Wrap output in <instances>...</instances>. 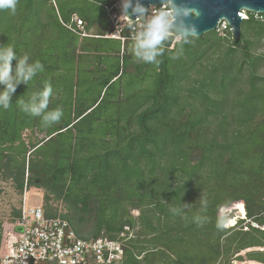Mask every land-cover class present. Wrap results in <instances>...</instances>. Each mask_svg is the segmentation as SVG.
Segmentation results:
<instances>
[{"label":"trees","instance_id":"16d2710c","mask_svg":"<svg viewBox=\"0 0 264 264\" xmlns=\"http://www.w3.org/2000/svg\"><path fill=\"white\" fill-rule=\"evenodd\" d=\"M72 1L60 0L57 9L51 0H19L15 15L0 12V46L43 65L17 87L11 106L0 108V180H12L20 193L44 189L45 215L69 220L81 237L115 239L128 228L134 236L123 240L117 264H242L247 249V259L262 254L264 264V230H244L243 219L226 227L235 211L218 215L243 199L247 216L264 225V74L257 70L264 54L241 49L249 32L242 30L239 42L216 30L178 41L168 34L148 63L137 55L139 40L107 36L111 0H77L62 13L60 2ZM74 14L91 36L79 38L63 25L61 18L71 22ZM247 21L264 39V22L252 13ZM246 67L250 89L231 97ZM78 68L92 80L103 74V91L91 103H82L88 78ZM125 76L132 89L108 96ZM46 84L53 88L49 110H63L50 126L17 103ZM55 200L69 211L59 213ZM19 216L15 209V222ZM7 243L0 232V257Z\"/></svg>","mask_w":264,"mask_h":264},{"label":"built area","instance_id":"2783aa9c","mask_svg":"<svg viewBox=\"0 0 264 264\" xmlns=\"http://www.w3.org/2000/svg\"><path fill=\"white\" fill-rule=\"evenodd\" d=\"M51 1L57 8L60 0ZM125 2L127 0H111V4L107 7L113 27L112 32L107 36L119 39L123 44L126 39L139 40L149 23L160 12L173 11L170 2H163L159 5H151L143 15L130 20L124 14ZM241 15L244 20L249 19L250 16L246 10H242ZM252 15L256 20L264 22V13L252 12ZM173 20L171 15V21ZM61 21L79 38L92 35L87 30L85 21L77 14L72 16L71 22H66L62 18ZM215 30L223 37H233V28L227 20L220 21ZM173 33L169 29V34ZM19 210L20 216L14 226L17 238L11 240L8 236L7 249L1 254L0 264H39L46 261H56L59 264H117L124 257L123 240L134 236L133 232L128 233L127 228L115 239L107 237L104 233L87 239L78 235L69 220L46 216L41 207L29 205L25 200ZM222 211L223 215L235 211V216L225 223L226 227L237 228L238 220L243 219L241 226L244 230H249L251 227L264 230V225L247 216L244 202ZM258 249L264 252V247Z\"/></svg>","mask_w":264,"mask_h":264},{"label":"clouds","instance_id":"9594fccd","mask_svg":"<svg viewBox=\"0 0 264 264\" xmlns=\"http://www.w3.org/2000/svg\"><path fill=\"white\" fill-rule=\"evenodd\" d=\"M19 0H0V12L6 11L12 15L17 13ZM130 6L129 2L123 4L126 10ZM134 11H143L142 8H136ZM170 11H162L156 15L147 26L144 33L141 34L138 43L137 55L145 62L155 61L158 55V46L166 39L171 27ZM17 63L13 67L12 61ZM43 71V65L39 61L30 62L28 55L17 58L13 47L0 46V108L8 109L11 106L12 98L19 85H28L30 81ZM53 96V88L46 84L42 91L35 92L30 99L25 102L23 99L17 101L20 109L32 116L40 117L45 126L60 121L63 116V110L56 108L49 110L50 99ZM173 214H179L181 209L172 208ZM218 228L223 227V223H218Z\"/></svg>","mask_w":264,"mask_h":264},{"label":"rangeland","instance_id":"374dc122","mask_svg":"<svg viewBox=\"0 0 264 264\" xmlns=\"http://www.w3.org/2000/svg\"><path fill=\"white\" fill-rule=\"evenodd\" d=\"M76 1L77 0L72 1V2H60L59 6L62 10V13H67V11H69L70 9L77 7L78 5ZM248 13L251 14V12H248ZM249 23L250 22L248 21L242 23V30L244 31V33L246 32L247 33L249 32V33L245 37H243V40H242L243 44L240 47L241 49L243 48L242 50L248 49L250 52L253 51L257 55L264 54V39L259 40V38L255 36V30L249 27L248 25ZM179 39L180 37H177L176 41H178ZM247 39H249V41L252 43L251 44L252 46H249ZM237 56L239 58L243 57V53L241 52V50L237 52ZM115 60H116L115 58L110 59V61L113 63L115 62ZM78 70H80L79 72H81L80 77L82 79L88 78L87 80H85V84H81L80 86L81 91L84 93L86 92L85 94L88 96L86 99L82 100V103H86V102L91 103L92 100H95L96 98H98L103 91V87L101 84L103 80V74L99 75L100 76L99 78L101 79V81L92 80V79H89L90 77H88L87 75H86L87 77L85 75H82V72L87 73L85 72L84 69L78 68ZM257 70L260 74H264V58H262L260 63L258 64ZM250 75H251V68L246 67L243 70V72L239 75L236 84L232 85L231 91H230L231 97L235 95L238 96L239 91L241 89H244L245 92L250 89V83H249ZM65 79L66 78L64 77V80ZM131 81L132 79L130 76H125L124 78H122L121 81H118L115 84H113V86L110 88L108 92V96L111 93L117 94L119 89L131 90L132 88L129 85ZM85 86L89 87L88 90H85L86 88ZM139 86H141V83L137 84L136 87H139ZM248 95L249 94L245 95V97L244 96L240 97V104L243 102H246V103L248 102V98H247ZM110 114H112V110L105 113L104 116H108ZM29 132L30 131H27V133ZM24 136L27 137L29 135H24ZM35 136L36 138L39 139V138H42L44 134L38 133ZM0 189H1V193H0V232L8 234L11 240H15L17 238V232H16V229L14 228L16 224L15 219L13 217L14 210L20 209L24 200L29 205H32L34 207H41L43 209V205L47 204L45 200L46 191L44 189L30 187L28 190L24 189L23 193H20L14 186V183L12 180H3V179L0 180ZM50 202L55 208H57L59 213H66L69 211L66 203H64L62 200H55V201H50ZM240 202H244V200L240 199V200L234 201L231 203L229 207L232 208L236 206L237 203H240ZM222 209H225V208H222ZM222 209L218 213L219 216L223 215ZM139 213L140 211L138 209L132 210V214L135 216L139 215ZM250 249L256 250L257 248L252 247ZM247 251H249V249L243 250L240 252L244 257V260L242 262L240 261L242 264H262L260 262L261 257H263L262 254L258 255L257 257L258 259L250 260V259H247V256H246Z\"/></svg>","mask_w":264,"mask_h":264},{"label":"water","instance_id":"95a60500","mask_svg":"<svg viewBox=\"0 0 264 264\" xmlns=\"http://www.w3.org/2000/svg\"><path fill=\"white\" fill-rule=\"evenodd\" d=\"M130 6L124 14L130 20L143 15L151 5L170 2L173 9L170 30L181 38L201 37L215 31L220 21L227 20L233 28L236 42L242 38V10L264 13V0H127ZM142 8L143 11H134Z\"/></svg>","mask_w":264,"mask_h":264},{"label":"bare ground","instance_id":"6f19581e","mask_svg":"<svg viewBox=\"0 0 264 264\" xmlns=\"http://www.w3.org/2000/svg\"><path fill=\"white\" fill-rule=\"evenodd\" d=\"M241 206V205H240Z\"/></svg>","mask_w":264,"mask_h":264}]
</instances>
